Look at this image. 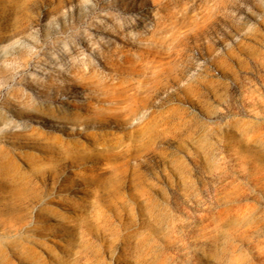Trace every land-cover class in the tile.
<instances>
[{
	"label": "rangeland",
	"instance_id": "rangeland-1",
	"mask_svg": "<svg viewBox=\"0 0 264 264\" xmlns=\"http://www.w3.org/2000/svg\"><path fill=\"white\" fill-rule=\"evenodd\" d=\"M0 264H264V0H0Z\"/></svg>",
	"mask_w": 264,
	"mask_h": 264
}]
</instances>
